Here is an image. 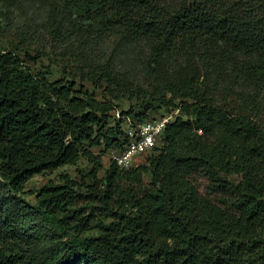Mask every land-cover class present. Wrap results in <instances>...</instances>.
<instances>
[{"label": "trees", "instance_id": "16d2710c", "mask_svg": "<svg viewBox=\"0 0 264 264\" xmlns=\"http://www.w3.org/2000/svg\"><path fill=\"white\" fill-rule=\"evenodd\" d=\"M61 1L95 44L144 43L156 68L181 56L201 74L176 71L138 88L142 112L119 111L77 88L79 79L121 91L126 79L112 62L77 56L70 79H52L17 48L1 50L0 264H264V113L209 83L237 78L264 91V0ZM158 108L177 115L144 162L109 159L99 176L103 155L125 147L128 123L153 120ZM81 159L87 182L64 175L34 204L20 200L35 175Z\"/></svg>", "mask_w": 264, "mask_h": 264}, {"label": "rangeland", "instance_id": "374dc122", "mask_svg": "<svg viewBox=\"0 0 264 264\" xmlns=\"http://www.w3.org/2000/svg\"><path fill=\"white\" fill-rule=\"evenodd\" d=\"M84 19L75 8H70L61 0H0V51L17 48L20 57L34 71L49 69L52 79L67 77L69 75L68 65L72 58H90L92 61L112 62L121 76L126 79V84L121 91L114 88L105 91L94 88L87 82L77 81V88L81 86L91 93L98 100L113 102L119 111H127L130 107L136 112H142V96L138 93L141 90L150 91L152 86L159 85L176 71H195L200 75V68L192 60L172 56L161 69L156 68L151 62V55L148 47L144 43H126L119 38L103 40L100 44H95L89 39L90 33L83 28ZM87 42V43H85ZM26 55L34 57L31 62ZM210 84H217L221 91L229 93L235 92L247 103L257 104L264 113V91H256L253 84L243 80H217L210 77ZM110 93L113 95L111 96ZM177 115V111H170L165 108H158L150 112L151 117ZM113 122L110 121V124ZM94 154L101 152L102 147L89 148ZM148 153L138 155L134 158V165L144 162ZM103 169L99 176L109 165V154H104L102 159ZM137 166V165H136ZM91 165L86 159H81L74 166H65L57 170H50L39 175H35L24 186L23 196L20 200H25L34 204L37 191L46 184L61 183L62 176L67 175L77 184L87 182V171ZM148 175L145 181L148 182ZM204 181L197 180L196 186L203 193ZM1 188V184H0ZM0 197L2 194L0 193ZM80 206L90 207L87 203ZM86 215L90 209H85ZM97 222V221H96ZM96 222H93L96 223ZM95 234V233H94Z\"/></svg>", "mask_w": 264, "mask_h": 264}, {"label": "built area", "instance_id": "2783aa9c", "mask_svg": "<svg viewBox=\"0 0 264 264\" xmlns=\"http://www.w3.org/2000/svg\"><path fill=\"white\" fill-rule=\"evenodd\" d=\"M115 117L120 118L119 112ZM172 116L158 117L145 123H128L125 129L127 142L123 150H113L109 159L119 168H129L134 165V158L138 155L149 153L160 143L166 125Z\"/></svg>", "mask_w": 264, "mask_h": 264}]
</instances>
